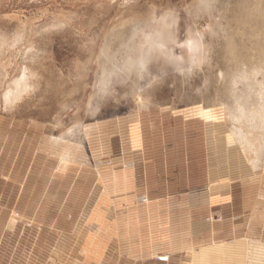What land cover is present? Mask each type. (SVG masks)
<instances>
[{
  "label": "rangeland",
  "instance_id": "rangeland-1",
  "mask_svg": "<svg viewBox=\"0 0 264 264\" xmlns=\"http://www.w3.org/2000/svg\"><path fill=\"white\" fill-rule=\"evenodd\" d=\"M193 2L106 4L94 31L121 11L175 8L177 54L207 55L194 75L169 69L142 92L118 88L92 114L90 89L67 80L73 59L83 58L72 30L34 33L61 13L87 24L93 3L0 0V38L27 31L45 53L34 64L27 43L0 48V264H244L251 241L264 245V154L253 171L228 143L215 79L264 53V0H218L213 15L199 18L185 11ZM36 71L41 87L30 93ZM21 77L30 87L16 90ZM69 133L76 143L61 140ZM69 152L74 161L62 160ZM111 238L118 245H107ZM164 238L171 246L154 247L169 254L137 259L141 243Z\"/></svg>",
  "mask_w": 264,
  "mask_h": 264
},
{
  "label": "clouds",
  "instance_id": "clouds-1",
  "mask_svg": "<svg viewBox=\"0 0 264 264\" xmlns=\"http://www.w3.org/2000/svg\"><path fill=\"white\" fill-rule=\"evenodd\" d=\"M90 2L93 3L96 14L88 18L87 24L81 23L85 18L78 16L76 12L61 13L54 17L52 23L36 31L34 36L72 30L83 58L77 56L73 59L67 80L90 89L88 107L92 114L101 111L103 105L116 95L118 88L131 85L142 92L160 83L169 69L181 76L190 77L200 71L206 62V52L187 60L177 54V9L160 11L153 6L144 15L127 16L121 11L107 26L94 31L98 18L104 14L106 4L110 6L116 0ZM134 3L135 0H119L118 6L121 10H126ZM217 10L218 0H194L185 9L194 18L213 15ZM25 43L32 53V62L40 63L45 53L37 48L27 31L14 32L11 39L0 38V48L14 49ZM42 79L39 71L32 73L30 93L39 90Z\"/></svg>",
  "mask_w": 264,
  "mask_h": 264
},
{
  "label": "bare ground",
  "instance_id": "bare-ground-1",
  "mask_svg": "<svg viewBox=\"0 0 264 264\" xmlns=\"http://www.w3.org/2000/svg\"><path fill=\"white\" fill-rule=\"evenodd\" d=\"M215 79L221 86L223 97L216 109L224 123H227V141L239 147L240 154L250 169L255 171L264 154V53L253 61L251 59L250 64L239 63L226 72L220 70ZM13 83L16 90L30 87L25 77ZM78 137L69 133L61 140L76 143ZM69 153L62 160L74 161L75 152ZM244 264H264V245L251 241Z\"/></svg>",
  "mask_w": 264,
  "mask_h": 264
},
{
  "label": "crops",
  "instance_id": "crops-1",
  "mask_svg": "<svg viewBox=\"0 0 264 264\" xmlns=\"http://www.w3.org/2000/svg\"><path fill=\"white\" fill-rule=\"evenodd\" d=\"M169 210V209H168ZM167 210V212L166 213H170V211H168ZM157 213H160V211L159 212H156L155 211V209H153V211H151V217L153 218V220H154V230H153V233H155L154 234V236L158 233V231H160L161 229V227H159V225H158V218L156 217V214ZM116 222V221H115ZM158 234H161V233H158ZM163 234H164V237H166V231H165V229L163 228ZM114 236H116V239L118 238V224H116V227H115V231H114ZM114 238V237H113ZM164 241L161 243V242H159V243H156V241L155 242H151V241H147L146 243L144 242V243H141V247H139L140 248V254H139V258L137 257V259H139V260H142L143 258V251H146L147 253L149 252V256L147 257L148 259H153V258H155V256H157V255H160V254H169V252L170 251H166V250H160V249H157L156 247H154V246H160V245H162L163 244V246H171V242H170V239L169 240H167V239H163ZM107 245H118V242H113V240H112V238H111V240L110 241H108V243H106ZM126 245V244H125ZM153 246V247H152ZM199 256V255H198ZM195 257H197V256H195ZM170 260V256H166V260L165 261H160V262H168ZM202 260V259H201ZM200 260V261H201Z\"/></svg>",
  "mask_w": 264,
  "mask_h": 264
}]
</instances>
